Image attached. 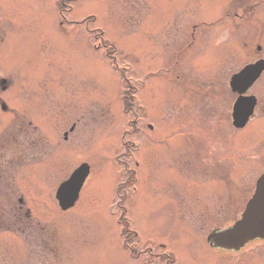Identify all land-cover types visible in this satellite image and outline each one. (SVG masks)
Returning a JSON list of instances; mask_svg holds the SVG:
<instances>
[{
  "label": "rangeland",
  "instance_id": "obj_1",
  "mask_svg": "<svg viewBox=\"0 0 264 264\" xmlns=\"http://www.w3.org/2000/svg\"><path fill=\"white\" fill-rule=\"evenodd\" d=\"M257 1L8 0L0 71L20 100L0 109V264H264V240L207 243L264 173V119L237 131L229 86L264 56V10H237Z\"/></svg>",
  "mask_w": 264,
  "mask_h": 264
},
{
  "label": "water",
  "instance_id": "obj_2",
  "mask_svg": "<svg viewBox=\"0 0 264 264\" xmlns=\"http://www.w3.org/2000/svg\"><path fill=\"white\" fill-rule=\"evenodd\" d=\"M263 70L264 61L247 66L240 74L233 77L231 82L233 89L240 93L245 92L259 78ZM252 101L250 98L237 101L234 109L236 127H244L248 122L254 110V101ZM88 174L89 166L84 164L60 185L56 199L63 211L75 206ZM213 239L218 246L231 250H240L251 241L264 239V174L258 180L256 192L241 219L231 228L213 236Z\"/></svg>",
  "mask_w": 264,
  "mask_h": 264
},
{
  "label": "flooded vegetation",
  "instance_id": "obj_3",
  "mask_svg": "<svg viewBox=\"0 0 264 264\" xmlns=\"http://www.w3.org/2000/svg\"><path fill=\"white\" fill-rule=\"evenodd\" d=\"M251 1H255V0H251ZM4 2V3H3ZM259 2H261L260 3V5H258L257 7V9H256V5L254 6V5H248V4H242V5H245V7H244V9L242 10V13H243V15H245V14H248L249 12H258L259 11V9L261 10H264V0H258L257 1V3H259ZM10 6H11V4L8 2V0H0V9H2V8H6V9H4V12H2V11H0L1 13L0 14H3V13H5L6 15L5 16H10L9 14H11V17L13 16V10L10 12V13H6V11L7 10H10L9 8H10ZM5 16H3L2 18H4L5 19V21H7V18L8 17H5ZM0 32H1V29H0ZM0 36H2V35H0ZM4 36H2L1 38H0V43L1 42H3V40H4ZM257 53H260L261 51H262V47H260V46H258L257 47ZM2 51H1V47H0V53H1ZM261 59H264V56L263 57H259L258 58V60H261ZM1 65H2V61H1V56H0V69H1ZM236 73H234L233 75H235ZM6 74L4 73V72H2L1 73V71H0V109L3 111H10V104H9V102H8V98H14V99H12L13 100V102H14V104L15 103H17L20 99H19V96L18 95H15L14 94V96H9L8 98H7V95L9 94V92H10V88H11V86H13V77H11L10 75L8 76V74L5 76ZM231 80H232V77L230 78V80H229V86L231 85ZM264 80V72L262 73V75L260 76V78L257 80V82L251 87V88H249L245 93H243V94H239L238 92H233V90H231L232 91V93H233V95L235 96V100H234V104L236 103V101L240 98V96L241 95H243V96H245V97H250V96H253V97H255L256 98V106H255V109H254V114L252 115V117L250 118V120H249V122H248V124L244 127V128H237L236 127V129H237V131H244V130H246L247 129V127L249 126V125H251V124H253V123H255V122H257V119H264V95L262 94V92H264V91H260V90H257V89H254V93H253V88H255L256 86H257V83L258 82H260V81H263ZM230 88H231V86H230ZM257 90V91H256ZM3 96H5L6 98H3ZM234 104H233V107H232V112H231V117L233 118V108H234ZM19 106H21V104H20V102H19V104H18ZM18 106V107H19ZM224 108V107H223ZM19 111V110H18ZM18 111H16V110H13L12 109V113L13 112H18ZM223 113V112H222ZM224 114V116H225V113H223ZM232 121H233V119H232ZM233 123H234V121H233ZM29 124H32L31 122H29ZM28 124V125H29ZM233 126H234V124H233ZM235 127V126H234ZM35 128H36V126H35ZM23 129H21V131H22ZM204 135V134H203ZM227 159H228V157H227ZM226 159V160H227ZM178 159H176V162H178L177 161ZM240 165V164H239ZM239 165H238V167H239ZM235 168H236V166H234ZM262 175V174H261ZM261 177V176H260ZM259 177V178H260ZM258 178V179H259ZM258 181V180H257ZM257 181H256V185H257ZM256 185H255V189H256ZM190 201H192V200H190ZM180 202L178 201V204H179ZM243 213V212H242ZM242 213L240 214V216H239V218L241 217V215H242ZM238 218V219H239ZM237 220H235V221H233L232 223H229V224H227V225H225L224 227H222V228H220V227H218L217 229H215L214 231H212L209 235H208V237H207V243L209 244V246L211 247V248H214V249H218L219 251L220 250H223L222 248H220L219 246H217V244L215 243V240L213 239V236H215V235H217V234H219V233H221L222 231H224V230H226V229H228L229 227H231V226H233L234 225V223L236 222Z\"/></svg>",
  "mask_w": 264,
  "mask_h": 264
},
{
  "label": "bare ground",
  "instance_id": "obj_4",
  "mask_svg": "<svg viewBox=\"0 0 264 264\" xmlns=\"http://www.w3.org/2000/svg\"><path fill=\"white\" fill-rule=\"evenodd\" d=\"M4 1V0H3ZM4 3V2H3ZM244 7H245V5H242V4H240L238 7H237V10L240 12V11H242L243 9H244ZM59 16V15H58ZM206 16V13H204V18H206L205 17ZM226 16H228V15H226ZM214 18V17H217L216 16V14H214V15H210V16H208V19H205L204 20V28H201V29H194L193 30V32L190 34V36L188 37V39H187V41H190V43H189V46L190 47H192V45L194 46L197 42H198V40H200V37H202V38H204L203 40H206V37H204V35L205 34H207V35H210V32L209 31H211L212 30V28L210 29V25H211V27L213 26V25H215V26H213V28L214 27H216V23L219 21V19H217L216 21H214L215 19H210V18ZM233 18H238V15L236 16V15H234L233 16ZM226 19V18H225ZM8 21V20H7ZM176 37H179V35L177 34L176 36H175V38ZM182 37V36H181ZM176 41V40H175ZM191 42H193V44H191ZM176 43L178 44V45H180L179 44V41H176ZM96 45V44H95ZM180 48V47H179ZM193 48V47H192ZM98 49V48H97ZM203 62H206L207 60H202ZM8 64H9V62L8 61H6ZM6 63V64H7ZM10 65V64H9ZM62 67H64L63 65H61ZM85 163H83V164H81V165H79L78 167H81L82 165H84ZM86 166H89L87 163H86ZM90 173H91V168H90V166H89V174H88V176H87V178H85L86 180H85V183H86V181H87V179H88V177H89V175H90ZM85 183H84V185H85ZM84 187V186H83ZM81 194V193H80ZM80 198V197H79Z\"/></svg>",
  "mask_w": 264,
  "mask_h": 264
},
{
  "label": "trees",
  "instance_id": "obj_5",
  "mask_svg": "<svg viewBox=\"0 0 264 264\" xmlns=\"http://www.w3.org/2000/svg\"><path fill=\"white\" fill-rule=\"evenodd\" d=\"M125 101H127V99H126V97H125V99H124ZM125 231H126V229H125ZM134 236H135V234H134Z\"/></svg>",
  "mask_w": 264,
  "mask_h": 264
}]
</instances>
